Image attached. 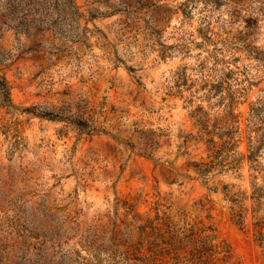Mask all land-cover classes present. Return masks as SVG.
<instances>
[{"label":"rangeland","instance_id":"1","mask_svg":"<svg viewBox=\"0 0 264 264\" xmlns=\"http://www.w3.org/2000/svg\"><path fill=\"white\" fill-rule=\"evenodd\" d=\"M2 79L0 264H151L164 214L264 264V0H0Z\"/></svg>","mask_w":264,"mask_h":264},{"label":"trees","instance_id":"2","mask_svg":"<svg viewBox=\"0 0 264 264\" xmlns=\"http://www.w3.org/2000/svg\"><path fill=\"white\" fill-rule=\"evenodd\" d=\"M0 88L3 96L2 100L10 104V94L4 79L0 81ZM227 107H230V104ZM214 135H216L214 132L208 130L199 132V137L207 143L210 151L209 158H211L206 163L194 164V167L202 176L207 175L214 168L221 148L231 143L222 139L219 142L214 141ZM232 215L237 222H240L242 218L240 211H234ZM261 221L262 219H258L255 226L259 227ZM148 222V225H144L141 230L145 231V237L149 240L147 243L150 253L149 258L152 260L151 264H170L171 261L180 264L183 260L189 262V264L231 263L230 247L226 242L218 240L215 229L204 221H199L197 223L199 226L196 229L190 228L183 231L174 228L171 216L168 214H164L162 217L156 215L153 220ZM180 248H187V251H184L185 256L178 254Z\"/></svg>","mask_w":264,"mask_h":264}]
</instances>
